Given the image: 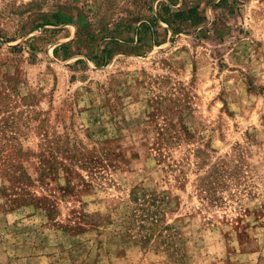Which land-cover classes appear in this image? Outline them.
<instances>
[{"label":"rangeland","instance_id":"rangeland-1","mask_svg":"<svg viewBox=\"0 0 264 264\" xmlns=\"http://www.w3.org/2000/svg\"><path fill=\"white\" fill-rule=\"evenodd\" d=\"M40 122L0 264H264V0H0V147Z\"/></svg>","mask_w":264,"mask_h":264},{"label":"trees","instance_id":"trees-1","mask_svg":"<svg viewBox=\"0 0 264 264\" xmlns=\"http://www.w3.org/2000/svg\"><path fill=\"white\" fill-rule=\"evenodd\" d=\"M162 11L158 13V19L166 25H170L168 20H166L165 15L169 13V8L166 6H161ZM152 27H157L156 20L154 18H149L146 23H139L137 25V30H135L138 34V41L141 40V37L151 31ZM111 54V48H107V45L103 47V51L101 56H90L88 57L89 62L95 66L100 67L102 66L105 61L109 59ZM27 97L22 98V100H26ZM44 126L40 122L35 126V129L41 131L40 137L38 140V144L36 145V153H31L28 151L21 152V149L17 148V151L13 148H7L6 145H2L0 148V164L3 168H1L0 172L3 177V180L8 184V189H13V194L16 196L15 198L8 200V204H19V206H26L30 201H32L33 197H31L28 192L25 190L26 187L31 186L34 182L29 176L25 173V168L23 166L24 160H27L30 156L35 158L36 163L33 167L34 172L38 175L36 181L39 183L43 182L45 172H47V168L49 167V162L47 158L44 156L45 152L47 151L48 144L51 140L47 139V132L45 129H42ZM52 142L55 147L58 148L60 144V140L56 137L55 140L52 139ZM75 151L70 152V158L74 156ZM43 177V178H42ZM2 190L5 187H1ZM4 192V190H3ZM8 196V195H7ZM48 215L50 212H46ZM150 217V216H148ZM136 216H133V220H135ZM138 221L142 223H150L152 218H147L146 216H138ZM149 221V222H148ZM134 223V222H133ZM132 224V223H131ZM140 225V224H139ZM133 226V224H132ZM155 225H151L149 228L150 230L154 228ZM140 227V226H138ZM142 227V226H141ZM148 228V229H149ZM136 240L141 241L142 243H146L144 240L145 236L143 233L137 234Z\"/></svg>","mask_w":264,"mask_h":264}]
</instances>
